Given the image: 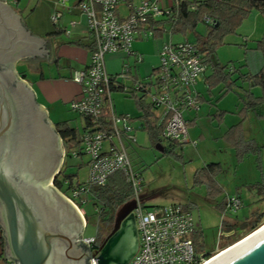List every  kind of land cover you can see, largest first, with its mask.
<instances>
[{"label": "built area", "instance_id": "1", "mask_svg": "<svg viewBox=\"0 0 264 264\" xmlns=\"http://www.w3.org/2000/svg\"><path fill=\"white\" fill-rule=\"evenodd\" d=\"M19 1L13 0L15 4ZM68 1L58 0L60 8ZM179 3L180 0H168L165 4L163 0H80L77 5L80 13L87 17L92 52L88 67L72 76L81 92L80 97L70 103V110L89 123L81 134L79 151L89 156L90 171L86 185L68 194L61 193L81 214L85 228L87 214L82 205L94 200L91 188L105 186L109 177L118 172L126 177L133 190V200L137 202L133 213L140 238L139 251L130 264H206L212 259L208 253L197 251L194 236L198 228L188 210L181 205L151 209L144 204L143 178L133 168L127 145L137 144L136 131L143 130L144 123L130 114L118 113L113 99V93L120 92L128 98L142 100L151 108L149 120L157 129L163 127L160 139L164 143H189L185 114L200 111L202 96L196 86L210 68L195 43L171 40ZM62 17L63 11L58 9L51 21L57 26ZM163 18L171 19L170 30L155 24L164 21ZM204 21L206 25L215 24L209 17ZM158 33L162 36L169 33V40L159 52L158 64L149 75H144L140 70L144 59L134 51V43L154 39ZM117 54L133 57L135 63L125 62L118 74H110L106 57ZM229 70L234 72V66ZM73 156L78 157L76 152ZM224 203L219 237L234 239V232L223 230L224 223L229 216L239 214L243 201L237 195H227ZM102 211L101 207L95 209L98 217ZM82 242L89 247L91 264H98L101 247L98 236H82ZM7 264L15 262L7 261Z\"/></svg>", "mask_w": 264, "mask_h": 264}, {"label": "water", "instance_id": "2", "mask_svg": "<svg viewBox=\"0 0 264 264\" xmlns=\"http://www.w3.org/2000/svg\"><path fill=\"white\" fill-rule=\"evenodd\" d=\"M0 31V228L4 256L15 264H91L89 247L81 239L87 250L79 248L76 238L63 228L65 218L74 215L84 223L81 214L50 185L61 168V157L46 177L30 167L33 137L41 136L47 157H53L55 148L61 147V138L54 133L51 120L34 135L33 107L46 117L48 114L37 103L33 90L16 75L15 63L23 58L54 62L51 43L32 36L21 18L1 1ZM156 148L165 151L161 144ZM63 154L62 150V158ZM136 205V200H131L116 213L113 229L101 243L98 264H130L137 255ZM263 228L244 235L224 249L231 250L208 264H264Z\"/></svg>", "mask_w": 264, "mask_h": 264}, {"label": "rangeland", "instance_id": "3", "mask_svg": "<svg viewBox=\"0 0 264 264\" xmlns=\"http://www.w3.org/2000/svg\"><path fill=\"white\" fill-rule=\"evenodd\" d=\"M26 1L28 0H21L20 2L25 3ZM167 1L163 0V4ZM25 14L24 12L23 16L26 18ZM257 15H260V18L256 21ZM163 19L165 20V18ZM255 21L259 23L261 30V25L263 26L264 23V15L262 13H255L241 23L236 33L225 38V45L218 48L217 51V57L221 64L227 65L231 61L239 64L238 60L243 59V51L228 44L232 40L244 41L243 36L253 31ZM165 28L170 30L171 25L167 23ZM205 32L206 25L199 24L197 33L205 34ZM169 36V33H165L164 38L169 40ZM187 40L194 43L196 40L195 34L184 35L173 33L174 42ZM250 44H253V42ZM156 63L152 64L149 61H145V63L140 65V70L144 75H149L152 66ZM202 86L203 84L200 87L204 91ZM215 94L217 95L218 93L216 92ZM217 98L216 96L211 103L201 108L200 113H197L199 114V118L196 125L188 126L189 143L183 145V148L174 149V146L172 147L164 143L163 145L167 152L162 153L156 148L157 144L145 130L136 131L137 144L127 143L133 168L139 171L143 178V196L145 197L144 204L146 207L153 209L170 205H181L188 209L194 217L196 227L202 232L198 243L201 245L204 253L211 252V258L217 255V251L228 248V246L240 240L244 235L250 234V232L249 230L243 231L236 235L234 239L219 237L223 211L218 207V204L222 203L224 198L220 197L222 199L216 201L217 199L211 200L206 197L207 187L195 182L198 170L209 164H220L221 173L217 176L218 184L220 183V185L224 186L227 193L235 194L245 202L243 209H241L243 213L240 216L253 211L254 208H259V206H263V208L261 207V211H264L263 193L261 192L264 184L262 186L258 185L259 183H264V154L260 163L257 162L255 156L251 155L240 165L236 161L235 152L231 148H223L226 144L217 138L224 133V127L220 128L217 122L210 123L209 115H215L219 110L223 109L235 111L238 101L235 93H231L219 104ZM113 99L118 113L130 114L136 118L139 116L135 98H128L120 92H114ZM260 112L264 114V106ZM192 116L190 112L186 113L185 119ZM237 117L228 116L226 123L228 125L237 123L239 120ZM50 120L53 124H58L57 122L62 120H70L71 126L78 131L81 130L83 124L85 125V119L71 110L58 111V116L52 113ZM262 133L257 138L260 142L264 143V132ZM245 134L247 139L251 138L248 131ZM201 135L205 137L204 142L201 139L199 140ZM193 142L196 145H193ZM171 151H174V154H169ZM68 154V148L65 147L66 157L61 171L65 172V175H76L77 177L73 181L74 184L86 182L90 171L89 156L84 153L78 157L68 156ZM260 165L261 167L259 168ZM82 207L87 214L83 236L94 237L99 235V237H106L111 233L112 227L106 228L103 221L98 222V216L95 213L92 201H89V203H86ZM111 213L116 215L117 212L111 209ZM228 218L232 217L229 216ZM260 221L261 224L258 229L264 225V219ZM223 230L226 231V228Z\"/></svg>", "mask_w": 264, "mask_h": 264}, {"label": "trees", "instance_id": "4", "mask_svg": "<svg viewBox=\"0 0 264 264\" xmlns=\"http://www.w3.org/2000/svg\"><path fill=\"white\" fill-rule=\"evenodd\" d=\"M193 7L195 10H192ZM255 13H262L264 15V0H180L173 26V33L184 35L195 34L196 40L194 43L199 54L203 56L204 62L213 68V74L208 78L209 92L222 87L220 99L225 98L231 93H235L242 104L239 112L240 123L230 127L222 137L234 150L238 164L244 162L250 155L255 156L258 163L261 162L262 158V149L258 144L255 141L245 140L243 125L251 111H257L264 106V35L256 42L255 48L246 51L247 58L244 66L221 65L217 57V51L218 48L225 45V38L236 33L241 23ZM205 17L214 20L215 24L206 25L204 21ZM170 21L171 19L169 18L155 24L165 26ZM201 23L206 25V32L203 35L197 33L198 25ZM158 30L159 28H157ZM252 53L260 57L261 68L258 71H252L249 68L248 58ZM230 66H234V72H230ZM244 68L248 69L245 73L243 72ZM244 85H246V88H244ZM254 89L261 90L260 97L255 96L253 93ZM135 102L139 110L137 118L144 123L143 130L148 132L150 138L157 145H163L164 142L160 139L163 127L157 129L154 123L149 120L152 116L150 106L138 98H135ZM201 102H203V98ZM227 114L226 111H218L215 116L218 119H223ZM258 118L263 119V116L259 115ZM85 123V126L89 124L87 121ZM55 126L68 148V156H73L75 152L77 156H82L83 153L79 151L82 132L72 128L69 122H61L55 124ZM169 146H174V149L183 148L182 144H172ZM166 152L167 150L165 149L163 153ZM169 154H174V151L169 152ZM220 173V164H209L196 173L195 182L207 187L206 197L208 199L216 200L225 193L224 189L217 182V176ZM75 177L77 176L65 175V172L60 171L54 180L55 187L63 193L68 194L78 187L86 185L87 182L74 184ZM263 184L259 183L258 185L262 186ZM91 192L94 197V200H92L94 208L101 207L103 209L101 216L98 217V222L103 221L106 228H113L115 222L116 215L111 213V209L118 212L124 204L134 199L132 187L127 182L126 177L120 172L110 176L105 186L91 188ZM261 192L263 193L262 197L264 200V188L261 189ZM224 206V201L218 204L221 211L224 210ZM262 219H264V211L258 209L251 216L240 221L236 226L224 223V228H226V232H234L236 235L246 230L252 233L258 229L261 224L260 220ZM201 236L202 232L198 229L194 240L197 251L204 253L201 245L198 243V239ZM98 238L101 243L105 239V237H99V235ZM3 240L5 247V239ZM208 257H212L211 253H208Z\"/></svg>", "mask_w": 264, "mask_h": 264}, {"label": "crops", "instance_id": "5", "mask_svg": "<svg viewBox=\"0 0 264 264\" xmlns=\"http://www.w3.org/2000/svg\"><path fill=\"white\" fill-rule=\"evenodd\" d=\"M4 4H6L9 8H11L25 23L28 30L30 31L32 36H36L40 39H43L45 42L49 41L51 43V49L53 54L54 62L49 63L47 61H39L38 59H28L23 58L19 59L15 63V73L18 78L24 81L35 93L36 98L39 104L46 110L49 118H51L52 113L58 116V111H69L70 103L80 97L81 88L78 84L72 81V76L76 71L84 70L88 67L91 59L92 52V40L88 36V21L87 17L80 13L77 9V5L80 0H69L65 7L60 8L58 4V0H28L25 3L20 2L15 4L12 0H0ZM135 1V0H134ZM139 1V0H138ZM135 1V2H138ZM203 1V0H200ZM166 2H164L165 4ZM23 6V7H21ZM63 11V17L60 20L59 25L55 26L51 22V17L56 10ZM26 13V18L23 16V13ZM121 12L125 14L123 8H121ZM256 21L260 18V15H257ZM255 21V22H256ZM75 24L72 25L71 23ZM198 31V28H197ZM203 35V33L201 34ZM264 35V23L261 25V30L259 27V23H255L253 31L243 36V39L247 41L232 40L228 45L235 46L241 51H243V59L238 60L239 64L231 61L229 65L234 66H244L246 63V51L252 48H255L256 42L259 41ZM165 35H157L154 39L149 41L137 40L134 43V51L143 56V63L145 61H149L150 63L158 64L159 60V52L162 49V46L168 41L164 38ZM255 39V40H253ZM173 41V36L171 38ZM189 41V40H188ZM174 42V41H173ZM250 44L249 43H252ZM178 43V42H175ZM219 60V58H218ZM130 63L134 65L135 59L133 57H126L122 54L117 55H108L106 57L107 70L110 74H118L124 63ZM220 62V60H219ZM221 64V62H220ZM249 68L252 71H258L261 68V60L260 57L255 53H252L248 58ZM153 65V66H154ZM210 68L204 76H202L196 86L197 91L201 94L203 98L201 108L211 103L217 96L218 104L221 103L225 98L220 99L222 87L215 89L212 92H209V84L208 78L213 74V68L211 65L207 64ZM223 65V64H221ZM228 65V64H227ZM226 65V66H227ZM152 66V67H153ZM224 66V65H223ZM152 69V68H151ZM248 69L244 68L243 72H247ZM201 84H203L201 89ZM246 88V85H244ZM218 93L217 95L215 93ZM253 93L255 96H261L260 89H254ZM235 111L230 110H219L226 111L228 114L224 116L223 119H218L214 114L209 115L210 123H216L220 128L224 127V133L222 136L217 139L222 140L226 145L223 148H231L229 144H227L222 137L228 131V129L234 125L240 123L241 118L239 116V112L242 108V104L239 101L238 96ZM220 99V100H219ZM262 107L257 111H251L249 113L248 119L245 121L243 125V134L246 141H255L258 146L262 149L261 154H264V143L260 142L257 138L258 135L263 134L264 132V114L260 112ZM202 109H200L201 111ZM53 111V112H52ZM200 111L198 113H200ZM126 114V113H125ZM193 116L191 118H187L188 125H196L198 122L199 114L191 113ZM51 115V116H50ZM263 116V119L258 118V116ZM228 116H238L239 119L235 124H227ZM60 121V120H59ZM70 120H62L61 122H69ZM55 125V124H54ZM71 126V124L69 123ZM84 124L79 132H83ZM73 128V126H71ZM246 131H248L251 138H246ZM262 131V132H261ZM205 141L204 135H201L199 140ZM200 141V142H202ZM199 142V145H200ZM232 149V148H231ZM233 150V149H232ZM234 151V150H233ZM251 156V155H250ZM236 157V156H235ZM237 161V160H236ZM245 162V161H244ZM244 162L240 163L243 164ZM225 191L222 198H226L227 195H235L229 194L226 192L225 187L220 185ZM143 200L145 201V197L143 196ZM222 198H217L216 201H219ZM242 199V198H241ZM243 207H244V200ZM262 201V199H261ZM263 208V206H261ZM261 207L254 208L253 211L249 213L243 214V212H239L237 216H231L232 218H228L226 220L227 224L232 226H236L242 221L244 218L251 216L253 212L256 210H262ZM243 209V208H242ZM241 233V232H240ZM239 234V233H238ZM2 230L0 228V264H7V259L4 256V240H3Z\"/></svg>", "mask_w": 264, "mask_h": 264}, {"label": "flooded vegetation", "instance_id": "6", "mask_svg": "<svg viewBox=\"0 0 264 264\" xmlns=\"http://www.w3.org/2000/svg\"><path fill=\"white\" fill-rule=\"evenodd\" d=\"M36 101L39 104L38 100ZM32 112H33V115L35 116V119H34V131H36L34 132V135H35V134L41 133L40 128L44 129V127H47V124H49L50 118L49 116L46 117L45 113L42 110H40L37 106L33 107ZM54 131L56 135L60 136L55 125H54ZM32 140H33L32 148L34 149L30 157V167L32 170L42 175L41 177H46L48 175H51L57 166L56 163H58L59 161V156L61 157V167H62L63 161L66 157L65 156L66 144L62 138H61V147L60 148L58 147V149L55 148V152L52 155L53 157H47V155L43 154V151L45 153V148L42 145L41 136L36 135L35 137H33ZM62 150L64 151L63 158L61 155ZM55 154H58V158H55ZM55 159H57L56 162H55ZM60 171H61V168H59L57 172L54 174L51 180V184H50L52 187H55L54 180L57 177V175L60 173ZM55 188L58 189L57 187ZM63 228L64 230L68 231L71 235H73L76 238L79 244V248H82L84 251L87 250L86 247L81 242V239L84 233V223L82 222V220H80L75 215L71 218H65L63 222Z\"/></svg>", "mask_w": 264, "mask_h": 264}, {"label": "bare ground", "instance_id": "7", "mask_svg": "<svg viewBox=\"0 0 264 264\" xmlns=\"http://www.w3.org/2000/svg\"><path fill=\"white\" fill-rule=\"evenodd\" d=\"M263 227H264V225H263ZM261 228V227H260ZM264 229V228H263ZM242 243V242H241ZM239 245V244H238ZM235 247V246H234ZM233 247V248H234ZM232 248H230L229 250H231ZM229 250H224V251H222V252H219V253H217V255L216 256H214L210 261H208L206 264H208V263H210V262H212L213 260H215L216 258H218V257H220L221 255H223L224 253H226V252H228Z\"/></svg>", "mask_w": 264, "mask_h": 264}]
</instances>
